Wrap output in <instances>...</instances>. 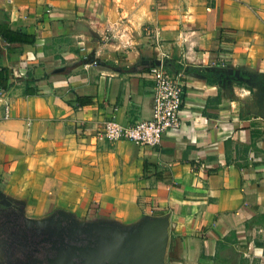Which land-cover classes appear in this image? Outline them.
I'll list each match as a JSON object with an SVG mask.
<instances>
[{
  "label": "crops",
  "instance_id": "obj_1",
  "mask_svg": "<svg viewBox=\"0 0 264 264\" xmlns=\"http://www.w3.org/2000/svg\"><path fill=\"white\" fill-rule=\"evenodd\" d=\"M0 25L35 36L0 37V197L26 212L74 186L102 218L167 214L166 264H264L259 89L233 80L264 75V0H0ZM161 59L183 77L179 125L106 140L105 120L151 116Z\"/></svg>",
  "mask_w": 264,
  "mask_h": 264
},
{
  "label": "water",
  "instance_id": "obj_2",
  "mask_svg": "<svg viewBox=\"0 0 264 264\" xmlns=\"http://www.w3.org/2000/svg\"><path fill=\"white\" fill-rule=\"evenodd\" d=\"M233 73L234 81L259 89L253 96L258 115L264 120V75ZM230 83L227 80L225 86ZM25 221L45 233L47 236L43 240L49 242L54 235L52 227H58V238L52 241L51 247L55 253L47 257L46 264H166L167 214H145L134 223L122 224L106 218L79 221L69 212L56 210L45 218L26 217Z\"/></svg>",
  "mask_w": 264,
  "mask_h": 264
},
{
  "label": "built area",
  "instance_id": "obj_3",
  "mask_svg": "<svg viewBox=\"0 0 264 264\" xmlns=\"http://www.w3.org/2000/svg\"><path fill=\"white\" fill-rule=\"evenodd\" d=\"M148 75L152 83L151 116L126 125L114 118L105 120L101 132L106 140H127L137 146L153 147L161 142L168 130L179 125L184 85L181 72H170L161 59L148 68ZM4 115L8 116L7 105Z\"/></svg>",
  "mask_w": 264,
  "mask_h": 264
},
{
  "label": "flooded vegetation",
  "instance_id": "obj_4",
  "mask_svg": "<svg viewBox=\"0 0 264 264\" xmlns=\"http://www.w3.org/2000/svg\"><path fill=\"white\" fill-rule=\"evenodd\" d=\"M26 217L22 204L0 197V264H46L47 257L54 255L51 247L58 238V227H52L49 242L43 240L45 233L27 224Z\"/></svg>",
  "mask_w": 264,
  "mask_h": 264
},
{
  "label": "rangeland",
  "instance_id": "obj_5",
  "mask_svg": "<svg viewBox=\"0 0 264 264\" xmlns=\"http://www.w3.org/2000/svg\"><path fill=\"white\" fill-rule=\"evenodd\" d=\"M62 179L63 178L56 177V181H61ZM67 189L69 190L68 193L70 195L68 200L55 199L48 201L47 203H41L38 200H31L28 202L31 205L30 210L26 211L25 215L32 218L42 219L49 216L54 211L56 212V210H63L73 214L77 220L84 222L93 221L103 217L101 216L103 212H98L96 210L99 208V204L95 201L98 205L94 204L95 207H90L87 202L88 198L86 196L82 197L83 191L81 188L69 186Z\"/></svg>",
  "mask_w": 264,
  "mask_h": 264
},
{
  "label": "trees",
  "instance_id": "obj_6",
  "mask_svg": "<svg viewBox=\"0 0 264 264\" xmlns=\"http://www.w3.org/2000/svg\"><path fill=\"white\" fill-rule=\"evenodd\" d=\"M0 37H2L8 43H33L35 40V36L33 34H29L26 32H22L20 30H13L5 25H0ZM7 73L4 68H0V89H5L8 87L7 85ZM33 93V92H32ZM76 105L82 106L87 103H92V100L86 99L83 97H76L75 99ZM143 168H146V162H144ZM264 218V214L261 215Z\"/></svg>",
  "mask_w": 264,
  "mask_h": 264
}]
</instances>
